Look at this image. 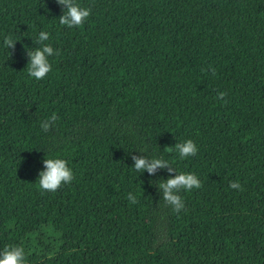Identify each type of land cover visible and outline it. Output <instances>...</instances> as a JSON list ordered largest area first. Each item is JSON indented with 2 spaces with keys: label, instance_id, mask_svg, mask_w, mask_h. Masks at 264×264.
<instances>
[{
  "label": "trees",
  "instance_id": "16d2710c",
  "mask_svg": "<svg viewBox=\"0 0 264 264\" xmlns=\"http://www.w3.org/2000/svg\"><path fill=\"white\" fill-rule=\"evenodd\" d=\"M76 2L91 12L69 28L56 0H0V250L22 246L25 264H264V0ZM40 31L60 55L37 80L26 50ZM187 139L197 152L180 159ZM133 155L201 187L180 190L177 213L157 187L175 173L136 172ZM44 158L65 159L71 183L39 189Z\"/></svg>",
  "mask_w": 264,
  "mask_h": 264
},
{
  "label": "clouds",
  "instance_id": "9594fccd",
  "mask_svg": "<svg viewBox=\"0 0 264 264\" xmlns=\"http://www.w3.org/2000/svg\"><path fill=\"white\" fill-rule=\"evenodd\" d=\"M58 5L62 6V14L59 15V24L67 26L69 28L78 27L83 25L85 20L90 15V8L80 6L76 0H56ZM50 38L49 33L46 31H40L36 37L35 43L39 45L36 48H30L26 50L28 56L27 73L30 77L37 80L43 79L50 71L51 64L48 57L53 55H60L59 49L54 50L50 44L45 43ZM16 40L11 37H5L3 44L7 49H14ZM11 54V53H10ZM209 71L212 75L216 74L214 68L209 66ZM201 71H204L202 68ZM227 94L223 91L217 92L216 99L223 101ZM58 117L53 114L45 121L41 122V129L45 132L55 124ZM174 149L178 153L180 159H184L189 156H194L197 152L196 144L187 139L183 142H176ZM141 149L139 152H144ZM134 161L132 167L136 172H142L147 170L149 174L154 173L158 168H167L169 173H175L171 175L167 180L160 179L157 187L162 192V199L167 205L172 206L173 211L179 213L184 208V202L181 196L178 194L181 189L190 191L193 188H200L201 181L194 173L179 172L177 173L169 164V162L163 158L148 157L146 155L136 156L133 155ZM67 161L62 158H47L43 159L44 168L38 173V187L41 190L49 192H55L62 184L71 183L74 179L72 170L67 166ZM230 188L243 191L241 184L238 181H229ZM128 200L130 203H137V198L132 193L128 194ZM0 264H25V251L22 246L18 245H6L0 250Z\"/></svg>",
  "mask_w": 264,
  "mask_h": 264
}]
</instances>
